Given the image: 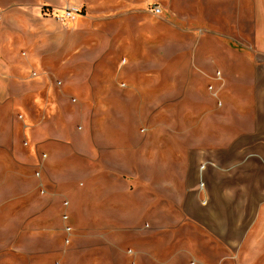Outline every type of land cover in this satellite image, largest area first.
Listing matches in <instances>:
<instances>
[{"label":"rangeland","instance_id":"374dc122","mask_svg":"<svg viewBox=\"0 0 264 264\" xmlns=\"http://www.w3.org/2000/svg\"><path fill=\"white\" fill-rule=\"evenodd\" d=\"M43 2L0 0V6L21 10L29 21L24 54L66 79L55 85L65 112L56 123L71 134L66 145L32 144L18 133L20 105L0 104V141L17 142V152L0 147V264H264L258 157L231 173L211 171L184 207L178 176L185 146L193 164L215 160L228 168L255 153L264 160L263 145L243 134L238 145L261 149L194 148L246 129L251 120L237 115L238 105L262 112L264 0H100L93 11L68 5L81 10L73 21L55 18L67 6ZM221 94L259 101L228 104L227 114L205 108L197 118V107L218 106L210 97ZM24 106L36 122L34 101ZM111 126L128 129L117 136L128 143L139 128L141 154L147 158L148 145L155 154L154 178L146 159L140 167L132 162L130 146L101 156V142L116 137L101 133ZM51 149L59 152L52 162ZM106 162L124 173L101 183ZM208 184L211 195L201 200L212 220L202 224L194 196L206 195Z\"/></svg>","mask_w":264,"mask_h":264},{"label":"crops","instance_id":"0c3cea01","mask_svg":"<svg viewBox=\"0 0 264 264\" xmlns=\"http://www.w3.org/2000/svg\"><path fill=\"white\" fill-rule=\"evenodd\" d=\"M43 3L50 4L54 7H63L68 5H81L88 9L89 11H93L95 7L102 6L103 4L100 0H42ZM130 3H134V0H130ZM107 6V4H104ZM0 104H19L21 110L25 113L22 114V119L19 120L18 133L22 136L23 140H31L32 144H36L37 141H42L43 143H58L59 145H66L67 140H69L70 131L66 128H63L60 124L56 123L60 112L65 117V112L62 108V102L60 99V95L55 89L56 81L64 82L66 79L61 77L59 73L56 72L55 67L54 70L50 69L48 66H44L43 64L35 63V60L29 58V54L23 51L22 48V38L26 35V31L28 29L29 21L25 19H21L19 14L21 10H14L6 5L0 6ZM84 20V19H83ZM54 21V20H52ZM43 23V21H41ZM79 23H81L79 21ZM83 23V21H82ZM43 25V24H41ZM264 31V30H263ZM263 52H264V36H263ZM58 54H60L58 52ZM61 54L63 57L70 54L69 50H62ZM67 61V60H66ZM32 71L36 72V76H32ZM69 76V74H68ZM27 87H35L34 92H31L32 89H29V92H23L22 88ZM210 101L212 103H217L218 106L212 107H197L199 111L197 113V118H204L205 114L203 110L206 108L211 115L218 114H227L230 111V107L228 104L234 103H251L253 99L255 102L259 101V96L255 95H247L242 96L238 94H221L219 96H211ZM263 99V109L262 112H258V106H252L248 104H244L243 106L238 105L236 109L237 115L245 116L251 120L249 122L248 127L244 129L242 132H238L235 136L230 137L225 142H215L209 146H204L203 141L196 145L194 148L200 151L203 150H213V151H250V150H259L261 147L259 146H241L238 145L240 135H246L248 139V143L251 145L260 144L263 145L264 151V61H263V96L260 97ZM35 103V113L37 115L36 122H33L31 113L29 110L30 106L28 103ZM203 99L197 100V103H203ZM182 102V101H181ZM207 102V100H206ZM26 103V104H24ZM14 108V106H13ZM196 109V108H195ZM67 111L66 113H68ZM263 114V139L260 137L261 132L260 128L262 122L260 121V115ZM214 117V116H212ZM54 127V128H53ZM128 129H124L123 127H104L102 129V134L110 135L116 137H110L105 139V143H102L101 156L108 155V153H112L114 150L118 149L119 145L130 146L127 149H130V154L132 162H135L137 167L143 166L140 164V161H145L148 166V178H154L155 176V154L150 152V146L147 148V158H144L143 154H141V141L139 138L140 130L139 128L131 129L130 133L134 137L128 143L122 138L117 137L120 134H127ZM198 132V131H197ZM109 137V136H108ZM17 142L14 139L8 144V142L0 141V147L9 150L10 152H17L16 149ZM5 146H8L7 149ZM144 147V146H143ZM126 149V150H127ZM193 147H191V150ZM188 150L187 146L184 149V157L179 160V172L178 176L180 178L181 184L183 185V194L179 201L180 207H184L188 205V200L191 198V195L194 191L197 190L198 186H201L204 180L209 179L210 175L213 174L211 171L215 173L218 171H228L231 173V170L237 166H242L248 161L251 162L250 157L257 156L258 159H255L257 167L264 166V160L259 154H246L244 158L238 159V161L229 165L228 168H222L215 160H206L201 161L200 163L193 164L191 159H189L186 155V151ZM105 151V153L103 152ZM50 160L58 158L59 152H54L51 149ZM129 155V154H128ZM49 157V155H48ZM47 157V158H48ZM106 157V156H105ZM103 157V158H105ZM168 156H165V160H167ZM50 162V163H51ZM169 162V161H168ZM106 167L104 170V175L101 176V183H110L113 178H119V174L124 173L119 168L114 167L111 163L106 162ZM172 163H169V165ZM206 164V165H205ZM139 172H135L134 175H140ZM148 183H150V181ZM194 182V185H189V182ZM201 194V193H200ZM210 189L209 184L207 185L206 195H198L194 196L197 214L195 219L197 221L202 222V224H206V222L211 218L212 212L207 209L205 206V202L203 199L210 197ZM201 197L203 199L201 200ZM155 197L151 195V202H149L151 208L155 207Z\"/></svg>","mask_w":264,"mask_h":264},{"label":"built area","instance_id":"2783aa9c","mask_svg":"<svg viewBox=\"0 0 264 264\" xmlns=\"http://www.w3.org/2000/svg\"><path fill=\"white\" fill-rule=\"evenodd\" d=\"M50 11V10H49ZM61 13H55V18H59L62 21H73L81 12L80 8L77 6H67L65 9L63 8ZM51 14V13H50Z\"/></svg>","mask_w":264,"mask_h":264},{"label":"bare ground","instance_id":"6f19581e","mask_svg":"<svg viewBox=\"0 0 264 264\" xmlns=\"http://www.w3.org/2000/svg\"><path fill=\"white\" fill-rule=\"evenodd\" d=\"M126 3H127V1H126ZM131 5H132V4H131ZM139 20H140V19H139ZM135 30H136V29H135ZM157 30H159V29H157ZM137 36H138V35H137ZM130 37H131V36H130ZM132 62H133V61H132ZM130 64H131V63H130ZM115 69H116V68H115ZM117 74H118V73H117ZM122 74H123V73H122ZM122 74H121V75H122ZM137 79H138V78H137ZM137 81H138V80H137ZM131 82H132V81H131ZM25 90H26V89H25Z\"/></svg>","mask_w":264,"mask_h":264}]
</instances>
